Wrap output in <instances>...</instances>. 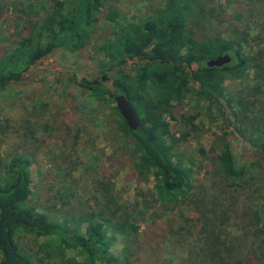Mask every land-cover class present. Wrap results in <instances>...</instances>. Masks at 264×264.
Segmentation results:
<instances>
[{
	"label": "trees",
	"instance_id": "16d2710c",
	"mask_svg": "<svg viewBox=\"0 0 264 264\" xmlns=\"http://www.w3.org/2000/svg\"><path fill=\"white\" fill-rule=\"evenodd\" d=\"M104 1L36 0V5L45 6L44 12L33 10L41 15L29 22L26 16L32 9L21 11L25 16L19 15L18 25L28 24L26 32L10 48L0 49V91L19 84L25 71L53 50L82 49ZM246 1L260 7L256 13L261 18L232 24L228 35H208L192 29L206 17L198 0H164L104 40L99 75L73 80L90 99L109 107L121 141H131L151 173L164 211L182 205L179 218L162 220L171 246L182 245L179 248L185 252L174 264H264V0ZM34 4L28 2L29 7ZM207 14L208 20L214 17L212 9ZM223 54L231 57L228 63L207 65ZM131 60H135L133 74L126 72ZM248 76L251 84L233 92L226 88L227 79ZM120 94L136 113L135 130L128 128L112 103ZM187 95L213 108L218 120L210 149L201 150L208 159V185L195 184L193 171L175 150L177 131L164 119L169 107ZM184 119L189 128L180 134L182 139L200 130L195 117ZM10 123L4 121L3 128L9 130ZM230 136L249 146L247 162L233 154ZM1 166L6 170L0 178V264H55V259L59 264H133L132 255L119 259L111 252L115 237L109 228L128 218L111 195L102 211H84L72 224L61 212L40 211L28 204L32 179L27 157L13 155ZM98 184L109 194L111 183ZM65 194L57 192V200L62 202ZM19 232L31 237L35 247L22 246ZM69 251H77L79 258H67Z\"/></svg>",
	"mask_w": 264,
	"mask_h": 264
},
{
	"label": "rangeland",
	"instance_id": "374dc122",
	"mask_svg": "<svg viewBox=\"0 0 264 264\" xmlns=\"http://www.w3.org/2000/svg\"><path fill=\"white\" fill-rule=\"evenodd\" d=\"M29 1L0 0V49L10 48L14 39L26 32L28 24L20 21L18 25L19 15L25 16L21 11L32 9L26 16L28 22L38 19L44 12V5H36V0H31L35 4L29 7ZM163 2L105 0L82 49L74 52L53 50L29 67L19 84L9 87L8 91H0V111L4 109L0 114V162L6 164L13 155H24L30 160L32 183L28 204L40 211L58 212V215L61 212L73 224L81 219L84 211H102L111 195L115 204L125 208L128 214L127 220L109 228L108 233L115 237L111 252L119 259L132 255L133 264H174L178 256L185 255L179 248L182 245L171 246L163 231L166 222L162 221L179 218L182 205L173 211L170 208L164 211L163 197L156 192L151 173L142 166L131 141H121L112 124L109 107L94 102L73 80L99 75L100 48L104 40ZM14 4L18 5L16 10ZM198 4L204 7L206 17L192 29L203 30L208 35H228L232 24L261 18L256 13L260 7L249 5L246 0H198ZM208 9H212L215 18L208 20ZM33 10L41 14L35 15ZM196 13L198 15V8ZM134 68L135 60H131L126 72L133 74ZM251 83V76L225 81L226 88L232 92ZM69 105H73V110ZM205 107L206 103L187 95L182 101L174 102L164 115L171 129L177 131L175 136L180 140L175 150L183 155L186 165L193 171L196 185L210 182L206 173L208 159L201 150L208 151L218 133L214 109ZM187 116L195 117L194 123L200 130L182 139L180 134L189 128L184 119ZM6 120L11 121L9 130L3 128ZM229 141L233 154L241 162H247L250 150L246 142L233 136ZM5 170H0V178ZM100 181L112 184L109 194L105 195L100 188ZM61 191L66 193L62 202L56 198V193ZM183 212L187 210L183 208ZM17 239L24 247H35L31 237L22 232ZM45 240L40 241L44 243ZM67 258L75 259L79 255L77 251H69ZM53 261L59 264L56 259Z\"/></svg>",
	"mask_w": 264,
	"mask_h": 264
},
{
	"label": "water",
	"instance_id": "95a60500",
	"mask_svg": "<svg viewBox=\"0 0 264 264\" xmlns=\"http://www.w3.org/2000/svg\"><path fill=\"white\" fill-rule=\"evenodd\" d=\"M231 60L229 54H223L215 58L209 59L206 63L208 66H221ZM116 108L121 116L125 119L129 129L135 130L138 127V119L136 113L132 109L125 95L120 94L115 97Z\"/></svg>",
	"mask_w": 264,
	"mask_h": 264
}]
</instances>
